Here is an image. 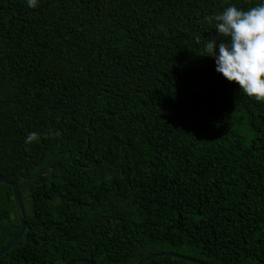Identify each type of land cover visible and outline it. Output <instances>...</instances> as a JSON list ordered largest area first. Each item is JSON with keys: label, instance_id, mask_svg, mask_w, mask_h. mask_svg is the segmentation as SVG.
<instances>
[{"label": "trees", "instance_id": "1", "mask_svg": "<svg viewBox=\"0 0 264 264\" xmlns=\"http://www.w3.org/2000/svg\"><path fill=\"white\" fill-rule=\"evenodd\" d=\"M259 3L0 0V264H264V101L201 56Z\"/></svg>", "mask_w": 264, "mask_h": 264}, {"label": "clouds", "instance_id": "2", "mask_svg": "<svg viewBox=\"0 0 264 264\" xmlns=\"http://www.w3.org/2000/svg\"><path fill=\"white\" fill-rule=\"evenodd\" d=\"M26 2L30 8L38 4ZM214 21L217 36L207 40L201 56L211 58L216 72L245 95L264 101V0L248 10L230 5ZM37 139V133H30L25 143Z\"/></svg>", "mask_w": 264, "mask_h": 264}, {"label": "water", "instance_id": "3", "mask_svg": "<svg viewBox=\"0 0 264 264\" xmlns=\"http://www.w3.org/2000/svg\"><path fill=\"white\" fill-rule=\"evenodd\" d=\"M0 183L12 187L14 197L16 200V205H17V210H18L20 222H21V230L18 233V235L11 242H9L2 251H0V258H1L6 252H8L13 247V245H15L17 242H19L22 239V237H23V235L27 229V223H26V215L24 212L22 199H21L20 192H19V187H18L16 181L11 182L10 180H8L7 177L0 174ZM162 256H175V257H179V258H182L186 261H190L193 263L205 264V263L190 259L188 257L179 256V255H176L173 253H155L153 255L148 256L147 258L142 259L137 264H145V263H147V262H149L155 258L162 257ZM67 264H95V263L93 261H90L87 259H76V260L69 261Z\"/></svg>", "mask_w": 264, "mask_h": 264}]
</instances>
